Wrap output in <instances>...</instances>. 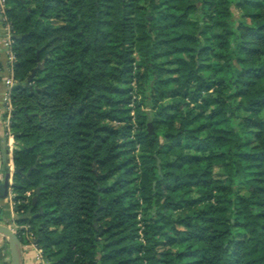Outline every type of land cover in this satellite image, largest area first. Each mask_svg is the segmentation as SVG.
<instances>
[{"label":"trees","instance_id":"obj_1","mask_svg":"<svg viewBox=\"0 0 264 264\" xmlns=\"http://www.w3.org/2000/svg\"><path fill=\"white\" fill-rule=\"evenodd\" d=\"M7 17L16 222L47 264H264V0Z\"/></svg>","mask_w":264,"mask_h":264},{"label":"built area","instance_id":"obj_2","mask_svg":"<svg viewBox=\"0 0 264 264\" xmlns=\"http://www.w3.org/2000/svg\"><path fill=\"white\" fill-rule=\"evenodd\" d=\"M8 6H9V0H0V15H1L0 16V55H3L5 57L9 70V74L5 78V84L7 88L3 96L4 111H5V126H6V136L10 141L11 147H13L14 146L12 144L13 141L11 140V138H13L11 132V122H12L11 117L13 111L11 94H12L13 86L16 83L14 77V67L17 62V57L13 50V43H14L13 29L7 17ZM11 177H13V175H11ZM11 182L13 183V178H11ZM30 193L31 192H27V195L30 196ZM8 197H9V202L15 208L16 201L14 200L13 186H11L10 188V193ZM8 224L17 233L21 241L23 238L26 239V242L22 241L24 260L29 261L33 257V260H35L36 263L47 264L41 248L38 247L37 244L34 242L35 238L33 231L30 229V225L28 223L19 224L16 222V218L9 221ZM2 241L7 243L5 238L0 234V242Z\"/></svg>","mask_w":264,"mask_h":264},{"label":"crops","instance_id":"obj_3","mask_svg":"<svg viewBox=\"0 0 264 264\" xmlns=\"http://www.w3.org/2000/svg\"><path fill=\"white\" fill-rule=\"evenodd\" d=\"M9 70L7 62L3 55H0V177H4L6 171H10L11 175L14 172V163L12 158L13 149L18 145L14 138L13 147L10 145V141L6 136V126H5V111L3 96L6 91L5 78L8 76ZM12 177H10L11 180ZM0 209L2 210L6 220L11 221L16 218L15 208L9 202V197L5 199H0ZM0 264H11V258L9 249L6 245L0 244ZM24 264H38L33 260H24Z\"/></svg>","mask_w":264,"mask_h":264},{"label":"water","instance_id":"obj_4","mask_svg":"<svg viewBox=\"0 0 264 264\" xmlns=\"http://www.w3.org/2000/svg\"><path fill=\"white\" fill-rule=\"evenodd\" d=\"M42 67H43V62L38 63L35 69H33L32 73L28 77L27 82H29L31 78L35 75L36 70ZM158 164H159V160H158ZM12 175L14 176V172L12 173ZM10 177H11L10 171H6L4 177L2 178L0 177V199L7 198L10 193V188L13 184L10 180ZM38 192L39 189H36L35 191L36 194L32 198L33 204H36ZM40 212H42V208H40ZM8 222L9 220L5 219L3 212L0 210V234L7 241L10 258H11V264H24V252H23L22 241L20 237L17 235V233L9 226ZM34 242L37 243V239H35Z\"/></svg>","mask_w":264,"mask_h":264},{"label":"rangeland","instance_id":"obj_5","mask_svg":"<svg viewBox=\"0 0 264 264\" xmlns=\"http://www.w3.org/2000/svg\"><path fill=\"white\" fill-rule=\"evenodd\" d=\"M10 138H11V137H10ZM11 140H12V138H11ZM16 148H17V147H16ZM217 173L219 174V173H221V171H220V170H217ZM237 189H238L240 192H242V193H246V192H247V190H246V188H245L244 185H239ZM23 242H26V239H25V238H23ZM0 244H2V245H6V246H7V243L4 242V241L0 242ZM26 262H27V260H26Z\"/></svg>","mask_w":264,"mask_h":264},{"label":"clouds","instance_id":"obj_6","mask_svg":"<svg viewBox=\"0 0 264 264\" xmlns=\"http://www.w3.org/2000/svg\"><path fill=\"white\" fill-rule=\"evenodd\" d=\"M14 138V137H13Z\"/></svg>","mask_w":264,"mask_h":264}]
</instances>
